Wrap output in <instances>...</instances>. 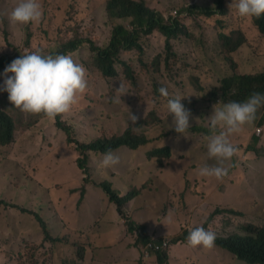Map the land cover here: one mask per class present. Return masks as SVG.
<instances>
[{"label": "rangeland", "instance_id": "rangeland-1", "mask_svg": "<svg viewBox=\"0 0 264 264\" xmlns=\"http://www.w3.org/2000/svg\"><path fill=\"white\" fill-rule=\"evenodd\" d=\"M109 1L40 0L43 15L39 23L14 25L9 22L8 14L18 0H0V59L7 57L16 59L20 55L35 51L45 55L52 53L56 55L64 49L67 43L81 41L82 43L76 49L77 61L83 57L90 72L85 93L78 97V102L69 113L62 115V120L69 130V133L66 130L62 131L64 138L61 132L55 128L58 126L57 120H50L42 114L27 115L21 112L10 104L7 92L0 91V115L5 113L12 117L18 135L17 146L12 153H9L5 148L6 155L11 159L9 162L14 164L16 171L13 169V165L9 168L17 174L12 176V183L20 191H25L20 201L15 199L16 202L9 214L3 207L0 208V221L2 222L19 220L27 227L38 230L42 236L43 231L39 221H42L44 226L49 230L51 229L53 235L57 237H63L65 233H69L68 236L77 238L74 232L79 229H84L88 233H96L91 216L104 210L100 196L94 192L97 191L96 189L90 187L89 189L93 191L91 197L83 201L81 193L74 189L80 187L79 176L84 177L81 171L75 170V160L72 156L75 145L70 140L79 134V130H76L75 127L83 129L95 121L100 124L114 122L112 126L102 128L104 131L84 132L83 136L80 135L81 140L91 141L100 136L122 133L125 128L134 124L131 120V114L138 117L137 121L146 117L159 116L161 128H154L158 125L156 124L151 130L147 128L137 131L138 133L145 132L147 134L149 132L155 135L161 130L166 131L171 126L170 121L172 119L168 116L166 107L168 98L179 93L182 98H185L181 101L184 106L187 104L193 107L198 106L192 108L191 112L202 115V113L207 112L205 110L209 106V101L202 100L201 103V100H195L202 99L205 91L209 94L215 87H221L223 78L240 74L264 73V38L253 25L251 18H240L235 13L233 18L230 13L225 17V20L229 22V27L226 30L231 31L234 28L241 30L247 40L237 50L233 49V45L224 49L219 35L221 26L217 23L216 18H207L202 14L187 12L190 6L189 0H140L159 10L167 19L172 18L175 11H178L176 16L188 27L191 32L190 36L174 41L177 56L171 58V69H168L165 64V59L168 56L165 49V38L158 32L144 36L142 38L145 49L144 63H141L137 51L124 52L122 55V59L132 66L136 76L129 80L124 73V68L115 63L116 78L107 79L95 66L98 55L96 49H104L109 46L113 29L117 25L131 27L130 19L112 20L109 18L106 10ZM236 38L237 35H234L233 39L236 40ZM160 54L163 55V58L159 68L155 60ZM84 67L86 68V66ZM3 72L0 73V85L3 84L4 80ZM120 83L125 85L128 94L121 97L122 102L116 103L115 89ZM163 86H167L168 98L162 97L158 91ZM259 118H261L260 122H256L254 126L249 125L251 132L247 140L244 135H240L243 140L247 141V145L250 144V146L243 144L242 152L247 150L250 153L247 152L248 155L245 157V162L241 164L238 175L229 179L228 174L223 179L224 183L220 187L222 193L219 195L216 193L215 188H218L216 184L206 187L201 183L203 177L195 172L201 165H208L207 161H202L204 154L208 161H212L207 156L206 135L200 131L190 134L191 142L188 156H180L181 160L173 159V167H157L155 162H150L146 158L143 152L145 148L141 150L142 152L137 155L135 160L133 158L135 154H130L132 158L120 160V163L114 167L118 174L115 177L114 187L124 190L130 183L139 186L150 179L152 181L149 185L153 182L162 181L164 185L169 187L171 184L165 179L166 173H173L176 175L175 177L180 175V181L186 183L188 177H183V171L189 166L190 168L196 167L194 170H189L191 178L188 181L191 183L198 182L200 192L195 188L192 194L199 195L198 197L204 201L201 204L198 198H191L190 201L199 204L200 210L198 211L196 206L193 210L194 212L197 211L198 214H191L180 226H176L175 231L168 237L178 236L184 226L189 230L201 227L204 214L213 213L218 208L217 205L242 210L247 216L230 214L217 216L208 229L216 235L228 236L238 232L244 233L242 230L244 223L256 222L262 225L264 224V131L258 139L251 135L252 133L255 135L257 128L264 130V110H262ZM194 123L199 126L202 122L198 118L194 120ZM201 125L204 126L205 121ZM70 129H72V133H70ZM21 135L23 139L31 140L21 141ZM236 138V133L231 135V142ZM168 144H173V141L160 142L156 146ZM152 146L153 144L150 148ZM175 147L179 148L176 145ZM64 154L69 155L72 162L69 160V156ZM176 157L178 158V155ZM237 160L242 161V157ZM131 164L134 165L130 167ZM138 166H140L138 170L142 167L141 171H137ZM153 166L155 167L154 170ZM31 169L32 173H29L28 171ZM91 171H94V167L91 168ZM66 173L69 175L70 184L73 185L63 182ZM213 181L215 183L216 179L213 178ZM221 181L219 180L218 184ZM231 182L234 184L230 185ZM206 183L211 184V181ZM58 185L60 186L57 189H50V187L56 188ZM46 188L49 194L54 197L51 200L54 203L50 206L46 204ZM179 190L183 191L182 187ZM207 195L209 199L205 201ZM56 196H62V201H58ZM150 197L141 200L136 209L150 207L148 201ZM157 197L162 202L166 201L161 207V212L164 213L171 205V198L167 194L165 196L157 195ZM184 198L185 193L181 195L182 202H184ZM80 202L83 204L81 205ZM19 207L33 210L36 217L29 213H22L18 210ZM179 207V200L176 199L173 210L176 211ZM183 213L180 210L177 214L181 217ZM54 214H58L59 217L55 215L50 220V224L48 218ZM153 214L152 209L151 216ZM168 214L171 215V222L175 223L176 216L171 211ZM137 216H140V211L137 212ZM59 218L67 222V231H63L59 227ZM155 222V220L151 221V223ZM50 245L54 247L51 248L50 246V251L57 252L56 244ZM29 249L30 247L25 253L30 264H48L50 251H46L44 255L37 257L39 247L33 245V248ZM182 249L184 256L191 253L203 254L217 262L245 264L239 262L238 259L235 260L230 252L223 251L215 245L212 248L203 246L193 248L186 244ZM189 260L190 258L187 259V261ZM193 264L200 263L195 261Z\"/></svg>", "mask_w": 264, "mask_h": 264}, {"label": "clouds", "instance_id": "clouds-1", "mask_svg": "<svg viewBox=\"0 0 264 264\" xmlns=\"http://www.w3.org/2000/svg\"><path fill=\"white\" fill-rule=\"evenodd\" d=\"M116 1L119 0H110L108 2L106 10L109 18L112 20L130 19L131 27L129 28L124 25H117L113 29V32L114 30H122L123 32L132 34L134 43L133 49L126 48L125 50H122L117 61L113 59L112 67L115 69V63L121 65L124 68L125 75L130 80L136 75L132 66L122 59L123 53L137 51L140 56L141 63H144L143 58L145 55V49L142 44V38L144 36H150L155 32H158L165 38L166 47V37L162 32L159 31L157 27L151 28L148 23L141 22L138 16L133 12L127 11L125 8L117 6ZM133 1L142 2L140 0ZM222 1L224 4H226L227 9V12L224 14L220 12L221 10L218 7V0H189L190 6L187 9V12L191 14H202L207 18H216L217 23L221 26L219 35L222 42L231 44L234 40V35H236L233 29L231 31L226 30L229 27L228 21L227 25H222L220 23V21L225 19L229 13L232 15V18L235 13L240 18L244 19H252V17L259 18L264 15V0ZM146 5L149 6L148 4ZM152 10L159 12L167 23H169L172 19H177L184 27L183 33L178 34L176 32V38L172 40L173 53L170 54V51L166 50L168 56L165 59V64L168 69H171L169 66L171 58L177 56V54H174L176 53L174 41L183 37L189 38L191 32L189 31L188 27L183 24L179 18H177L176 15L178 14V11H175V15L172 18L167 19V17L159 10L154 8H152ZM207 11H212L213 13L208 15L206 13ZM42 15L43 12L40 0H18V2L9 12L8 19L11 24L26 25L33 22L39 23ZM235 22H237L236 19ZM256 28L258 29L260 35L264 38V35L261 33L259 28ZM144 29H147L148 31L144 33ZM222 35L228 36L232 39V41L229 39H223ZM71 42L76 45V48L71 46L67 50H60L56 55L55 53L45 55L39 51H35L20 55L16 59L13 57H7L9 59H13V61L4 69L0 70V73L4 71V80L3 84L0 85V91L7 92L8 100L12 106L27 115L42 114L44 117L50 120H57V116L70 112L72 107L78 102V97L85 93L88 87L87 78H90L89 68L84 58L81 57L78 60L79 62L77 61L76 49L82 42ZM162 58L163 55L160 54L155 60V63L159 68L161 66ZM84 66H86V68ZM106 78L112 79L116 78V76ZM115 90V102L120 103L122 102L121 97L128 94L127 89L123 83H120L118 88ZM158 91L162 97H169L168 89L165 88V86L160 87ZM183 99L185 98H182L179 95L167 99L166 107L168 116L172 119L170 121L171 126L169 129H166V131L161 130L155 135L149 132H147V134L145 132L138 133L137 131L147 128L151 130V128H153V126L156 124L158 125L154 126V128H161L162 124L159 123V116L155 117V121H149V117H147L145 122V118L137 121L138 117L131 114V120L134 124L125 128L122 133L112 136H100L91 141L81 140L80 135L83 136L84 132L97 133L104 131L103 129L108 126H112L114 122L100 124L98 121H95L92 125H88L83 129L81 127H75L76 130H79V134L77 137L72 139L74 141L70 140V142L75 145L72 156L75 160V170L78 172L81 171L84 177L81 178L79 176L80 187L74 189L81 193V198L83 201L90 199L93 192L89 189L90 187H93L97 190L94 192H97L100 196L104 210L98 211L96 214L91 216L96 233H88L84 229H79L74 232V234L77 235V238L68 236L69 233H65L63 237H57L53 235V231L51 229H47L42 225L43 222L39 221L43 231V236L41 235L42 240L40 243H35L32 241V239L37 238L35 233L22 232L24 240H19L16 249V254L19 253L18 255H21L19 259L20 264H30V260L26 257L27 254L25 253L27 248L30 247L29 250H31L33 245L38 246L39 249L37 250V257H40L41 255H44L46 251H50V246L51 248H54L53 245L50 244H56L55 248L57 252L50 251V261L48 264H89V253H91L92 259L97 261L102 259L109 250L121 249L124 244H127L126 246L129 250H135L138 252L136 264H169L173 261L172 258L176 259L175 254L177 253V246L179 244H188V246L193 248L197 246L212 248L214 246L216 237L217 239L221 240L234 235H216L213 231L208 229L217 216H224L225 214L247 216V214L239 209H232L231 207L225 205H217L216 207L218 208L215 209L213 213L204 214L201 227H196L192 230H189L186 228V226H184L182 227V231L178 236L174 238L168 237L172 232L175 231L176 226H180L190 217L191 214H198L197 211L194 212L193 210L196 206L199 211V204L190 201V199L198 198L201 201V204L204 201L201 197H198L199 195L192 194L195 188H197L199 190L198 192H200L198 182H189L191 178V176H189V170H194L196 167L190 168L189 166L183 171V177H188L186 183L184 181H180V175L175 177L176 175L173 173H166L165 179L171 184L169 187L164 185L162 181L158 183L153 182L149 185V183L152 181L151 179L145 181L139 186H135L134 184L130 183L129 186H127V189L124 190L116 189L114 187L115 177L118 175L114 167L120 163V160L132 158L130 154L136 155V157L135 155L133 156L135 160L137 159V155L142 152L141 150L145 148L143 152L145 153L146 158L150 162H155L157 167H173V159L181 160L180 156H188L190 151L189 144L191 142L190 134L197 133L198 131L206 135L205 139L207 140V156L212 159V161H208L204 154L202 161H207L208 165L205 164L202 166L200 164L201 167L195 171L200 177H203L201 183L206 185V187L216 184L218 187L215 188L216 193L219 195L222 193L220 187L224 183L223 179L228 176V174L229 179L234 178V176L239 174L241 164L245 162V157H247V152H249L247 150L242 152V145L245 142L247 145L246 140L248 139L251 132L249 125H255L254 120L256 118V113L261 107H264V94L253 93L243 102H212L209 110L205 112V114L202 113V115L198 114L197 112H191L192 108H197L198 106L193 107L190 104L184 106V104L181 102ZM194 118H200L202 123L205 121V125L209 127L210 133L208 134L201 130V127H203L201 125L202 123L197 126L194 123ZM260 121L261 118L259 122ZM55 128L61 132L62 137L64 138L62 131L65 130L60 129L58 126ZM130 128L133 129L135 136L145 139L147 146L137 150L132 149L130 144L125 143L123 146L114 150H101L100 148H92L94 145L107 142L106 139L123 136ZM196 129H198V131ZM263 131L264 130L262 128H257L255 135L252 133L251 136H255L258 139L262 136ZM235 133L237 138L231 142L230 136ZM240 135H244L246 140H243ZM20 140L25 142L26 140L31 139H23L21 135ZM169 140H172L173 144L160 147L156 146L157 143L166 142ZM128 141L132 143L130 139ZM17 142L18 135H16V142L13 145L8 147L0 146V208L3 207V209H5L8 214L16 202L15 199H19L20 201L25 192L20 191L17 186L12 183V176L17 174L12 171L11 168H9L11 165H13L14 169V164L9 162L11 159L6 155L5 151V148H7L8 152L12 153L14 148L17 146ZM152 144L153 146L150 148ZM175 145L179 148L175 147ZM249 145L250 144L247 146ZM163 150H166L167 153L163 152ZM82 155L87 157L84 168H81L78 163V160L82 157ZM177 155L178 158L176 157ZM240 157H242V161L237 160ZM69 160L71 161L70 156ZM133 165L134 164H131L130 167ZM93 167L94 171H91V168ZM139 167L140 166L137 167V171H141L142 167L140 170H138ZM154 169L155 167L153 166V170ZM28 172L32 173V169ZM213 178L216 179L215 183ZM89 180L94 182L96 181V185H86ZM219 180H222L220 184H218ZM208 181H211V184L206 183ZM63 182L68 185H73L69 182L68 173L65 174V180ZM104 183L111 184L112 189L115 191V198H112L111 194L102 187V184ZM61 184L62 182L60 185ZM60 185H58L56 188L50 187V189H57ZM230 185H232V182ZM84 186H86L87 189H85L84 195L82 196V190ZM181 187L183 191L179 190ZM229 188L230 186L228 187L227 193ZM184 193L185 198L184 202H182L180 198ZM166 194L171 198V205L167 211L162 213L161 207L166 201L162 202L157 197V195L165 196ZM148 196H151L148 199L150 207L146 206L141 209H136L139 202H141V200H145ZM45 198L47 205L50 206L54 203L51 201L54 197L49 194L47 188ZM55 198H57L58 201H62L63 199L62 196H56ZM176 199L179 200L180 207L174 211L173 207ZM208 199L209 196L207 195V199L205 201H208ZM80 204L82 205L83 202H80ZM144 204L146 205V203ZM152 209L154 212L153 216H151ZM18 210L22 213H29L32 216H35L34 211L31 209L19 207ZM180 210L184 212L181 217H179L177 214ZM219 210L235 211L239 214H234L231 212L219 213ZM49 211H51V208H49ZM139 211L140 216H137V212ZM170 211L176 216L175 223L177 224L171 222V215L168 214ZM160 213L162 214L159 215ZM55 215L58 216V214H54L48 218L49 223ZM154 216L156 217L153 218ZM59 220V227L61 230L67 231V222L60 218ZM152 220H155L156 222L151 223ZM17 221L19 222V220ZM248 225L264 226V224L260 225L256 222L244 223V227L242 229L243 232ZM215 231L218 232L217 229H215ZM186 232H189L188 236L185 234ZM238 233L243 234L242 232ZM39 235L40 233H38V236ZM27 236L30 238L27 239ZM176 239L180 240L174 243L173 241ZM218 248L223 251L226 250V252L229 253L227 249H224L220 246H218ZM159 254L164 258L163 263L160 262ZM190 255L196 257L203 256V254L197 255L192 253ZM233 256L235 257V260L238 259L234 254ZM186 257L187 259L190 258L189 254ZM239 262L243 261L239 260ZM216 263L226 264L217 261ZM216 263L214 261L209 262V264ZM0 264L6 263L3 262V260H0Z\"/></svg>", "mask_w": 264, "mask_h": 264}, {"label": "trees", "instance_id": "trees-1", "mask_svg": "<svg viewBox=\"0 0 264 264\" xmlns=\"http://www.w3.org/2000/svg\"><path fill=\"white\" fill-rule=\"evenodd\" d=\"M116 5L121 8H125L127 11L133 12L138 16L141 22L148 23L151 28L157 27L159 31L162 32L166 37V50L170 51V54L173 53L172 40L176 38L175 33L177 32L178 34H181L184 30L183 25L177 19H172L169 23H167L164 17L159 12L152 10V8L147 6L146 3L143 1L136 2L133 0H119L116 1ZM218 7L221 10L220 12L222 14L227 12L226 4H224L222 0H218ZM206 13L208 15H211L213 12L207 11ZM252 21L254 25L258 27L261 33L264 35V15L259 18L252 17ZM220 23L222 25H227V20L223 19L220 21ZM147 31V29L143 30L144 33H146ZM233 31L237 35V38L236 40H233L231 44L223 42L224 49L233 45V49L237 50L247 40L245 34L241 30H237L234 28ZM132 38L133 35L128 32H123L122 30H114L109 46L104 49H96L98 55L95 62V66L105 77L116 76V70L112 67V61L113 59L117 61L122 50H125L126 48L133 49L134 40ZM222 38L229 39L230 41H232L231 38L225 35H222ZM71 46H73V48H76V45L73 42H69L64 46L63 50H67ZM12 61L13 59L1 58L0 70L4 69ZM169 66L171 67V63L169 64ZM165 88H167V86H165ZM202 90L205 91V89L203 88ZM253 93L264 94V73H257L254 75L240 74L233 77L225 78L222 80L221 87H215L209 92V94L205 91V95L203 96V98L197 99L195 101L208 100L209 106L205 110L208 111L212 102H243ZM178 95L180 96L179 93ZM262 110H264V107H261L257 111L256 118L254 120L255 123L259 122V116ZM56 118L58 127L60 129L66 130L69 133L68 127L64 124V121L62 120V115H59ZM146 119L147 117L144 119L145 122ZM153 120L155 121L156 118L149 117V121ZM196 130L198 131V129ZM201 130L205 131L208 134L210 133L209 127L206 125L201 127ZM16 131V125L12 117L5 113L0 115L1 147H8L16 142ZM70 133H72V129H70ZM129 139L132 141V143L128 141ZM106 140L107 142L103 144L94 145L92 146V148H100L101 150H114L123 146L125 143L130 144L132 149L137 150L147 146V142L145 141V139L135 136L132 128H130L123 136ZM243 144H246V142ZM163 152L167 153L166 150H163ZM86 161L87 157L85 155H82V157L78 160V163L81 168L85 167ZM94 184L96 185V181L94 182L89 180L86 185ZM102 187L111 194L112 198H115V191L112 189L111 184L104 183L102 184ZM85 189H87L86 186L83 187L82 196L84 195ZM218 212H231L234 214H239L235 211L226 210H219ZM42 225L44 226V224ZM185 234L188 236L189 232H186ZM179 240L180 239H176L173 242L176 243ZM214 245H218L224 249H227L229 252L234 254L240 261H243L247 264H264V226L248 225L244 229L243 234H234L221 240L217 239L216 237ZM163 261L164 258L162 255H160V262L163 263Z\"/></svg>", "mask_w": 264, "mask_h": 264}, {"label": "crops", "instance_id": "crops-1", "mask_svg": "<svg viewBox=\"0 0 264 264\" xmlns=\"http://www.w3.org/2000/svg\"><path fill=\"white\" fill-rule=\"evenodd\" d=\"M7 212V211H6ZM22 232H33L36 234L37 238L32 239L35 243H40L42 236H38V231L33 227H27L26 225L13 221H0V260H3L6 264H20L19 259L21 255L16 254V249L19 240L23 239ZM27 239L30 237L27 236ZM31 240V239H30ZM124 244L121 249L109 250L102 259L95 261L92 259L91 253L88 254L89 264H136L138 259V252L135 250H129ZM185 245L179 244L177 246V253L175 254L176 259L172 258V262L169 264H193L195 261H199L200 264H209L212 259L208 258L206 255L202 257H196L190 255V260L187 261V255H182L183 247ZM184 256V257H183ZM178 259V260H177ZM216 263V261H214ZM156 264V263H155ZM217 264V263H216Z\"/></svg>", "mask_w": 264, "mask_h": 264}]
</instances>
